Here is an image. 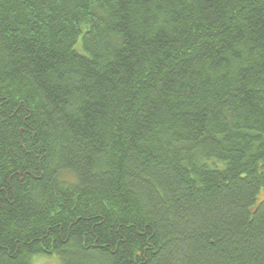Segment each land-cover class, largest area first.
<instances>
[{
	"label": "trees",
	"instance_id": "trees-1",
	"mask_svg": "<svg viewBox=\"0 0 264 264\" xmlns=\"http://www.w3.org/2000/svg\"><path fill=\"white\" fill-rule=\"evenodd\" d=\"M264 264V0H0V264Z\"/></svg>",
	"mask_w": 264,
	"mask_h": 264
},
{
	"label": "rangeland",
	"instance_id": "rangeland-1",
	"mask_svg": "<svg viewBox=\"0 0 264 264\" xmlns=\"http://www.w3.org/2000/svg\"><path fill=\"white\" fill-rule=\"evenodd\" d=\"M34 264H63L57 255L53 256H35L33 258Z\"/></svg>",
	"mask_w": 264,
	"mask_h": 264
}]
</instances>
